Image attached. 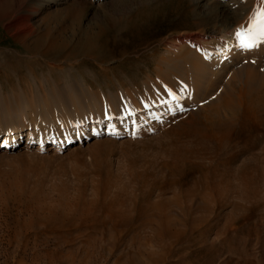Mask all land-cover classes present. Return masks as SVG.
<instances>
[{
    "label": "rangeland",
    "instance_id": "obj_1",
    "mask_svg": "<svg viewBox=\"0 0 264 264\" xmlns=\"http://www.w3.org/2000/svg\"><path fill=\"white\" fill-rule=\"evenodd\" d=\"M37 2L0 0V125L42 122L67 93L176 109L120 135L1 146L0 264H264V52L202 80L198 48L220 40L191 37L190 0ZM227 95L235 114L207 110ZM216 120L231 123L221 142Z\"/></svg>",
    "mask_w": 264,
    "mask_h": 264
},
{
    "label": "bare ground",
    "instance_id": "obj_2",
    "mask_svg": "<svg viewBox=\"0 0 264 264\" xmlns=\"http://www.w3.org/2000/svg\"><path fill=\"white\" fill-rule=\"evenodd\" d=\"M61 1L63 0H38L37 6L48 7L59 4ZM190 1L194 4V13L196 12V17L203 26V29L200 32L193 33V36L191 37L200 39L209 34L211 37H219L220 40V42H216L212 45L198 48V63L197 61H195L196 63L193 62L192 68H195V70L200 72L199 77H202V80H205L206 77H211L214 74L222 76V72H227L232 67L240 65L241 54L249 50L241 46V38L236 36V32H248L249 30L252 32L255 31L252 27V21L255 14L261 8H264V0H232L226 3V9H219L214 0ZM37 13L36 10L35 14ZM245 39L250 40V37H245ZM256 42L257 46L253 47V49L260 53L264 52V42H260L259 40ZM179 48L178 45H176L173 51L176 52L177 50H180ZM175 75L176 74H174V76ZM252 77L253 76L250 73L247 77L249 79L248 81H250ZM176 81L182 82L177 76ZM260 97H263L262 94ZM109 98V100H106L91 97V99L83 100L80 99L77 94L67 93L65 96L58 98V101L63 105L61 108H57L58 113L56 112V115L55 110L53 114L52 110H50L52 113H49L50 111L46 108L44 109V121L42 122L37 123L36 121V123H32V125H27L21 114V116L19 115L16 117V122L13 126L0 125V147L5 144L21 143L25 137L27 141L30 137L35 138L41 148L46 142L58 146H66L73 142H82L89 138L93 139L92 137H98L102 134H107L108 136L120 135V133L131 131L140 123L142 126L152 124L153 118L156 115H159L164 109L166 115L176 109V103H166L165 95H162L152 103L140 99L135 101V98H133V103L129 105L126 104V101L125 103L112 96H109ZM262 99L263 98H261L260 101H263ZM254 102L256 103V100ZM254 102L253 104H255ZM234 105L235 104L231 102L227 95L210 103L208 106L209 109L207 108V110H210V112L216 116L220 114V110H228L235 114L238 107ZM260 111L263 115L264 108L260 109ZM246 113L248 115V112ZM246 113H243V115ZM256 116L257 115L254 114L253 117ZM230 126L231 123H227L226 121L210 122V126L207 127V130L211 131V134L207 136V138L210 141H214L215 138H219L220 142L224 141L227 137L225 132L226 130H230ZM218 131H222L224 133L223 136L216 137ZM161 224L162 227L167 228L171 222L165 220L162 221Z\"/></svg>",
    "mask_w": 264,
    "mask_h": 264
},
{
    "label": "snow or ice",
    "instance_id": "obj_3",
    "mask_svg": "<svg viewBox=\"0 0 264 264\" xmlns=\"http://www.w3.org/2000/svg\"><path fill=\"white\" fill-rule=\"evenodd\" d=\"M252 27L255 30L252 32L249 30L245 31H237L236 36L241 38L242 44L241 46L245 49H251L257 46V40L260 42H264V8H261L256 14L252 21ZM245 37H250L249 39H245Z\"/></svg>",
    "mask_w": 264,
    "mask_h": 264
}]
</instances>
